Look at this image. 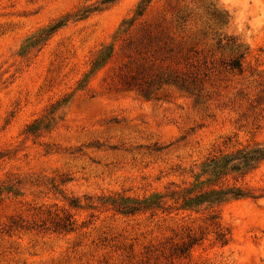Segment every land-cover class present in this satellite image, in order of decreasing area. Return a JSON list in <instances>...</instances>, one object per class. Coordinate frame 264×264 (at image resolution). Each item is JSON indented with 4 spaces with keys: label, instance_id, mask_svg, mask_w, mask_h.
<instances>
[{
    "label": "rangeland",
    "instance_id": "obj_1",
    "mask_svg": "<svg viewBox=\"0 0 264 264\" xmlns=\"http://www.w3.org/2000/svg\"><path fill=\"white\" fill-rule=\"evenodd\" d=\"M254 144L264 0H0V264H264V161L237 182L254 198L215 210L225 245L208 211L103 203L162 194L208 156ZM54 211L70 232L51 231Z\"/></svg>",
    "mask_w": 264,
    "mask_h": 264
},
{
    "label": "trees",
    "instance_id": "obj_2",
    "mask_svg": "<svg viewBox=\"0 0 264 264\" xmlns=\"http://www.w3.org/2000/svg\"><path fill=\"white\" fill-rule=\"evenodd\" d=\"M63 25L62 21L48 26L40 31L32 44L45 41L54 31ZM31 43V41H30ZM29 43V44H30ZM25 49V48H24ZM230 69H240L239 59H233L229 63ZM264 161V147L244 145L230 151H218L205 158L197 167L196 171H190V180L180 184L170 183L162 194H152L140 200L123 195H113L105 198L103 203L108 205L112 211L120 215H134L139 212L157 211L162 212L171 209L167 202L175 207L176 211L202 213L210 212L207 216L208 226L212 229L215 240L220 245L228 241V233L222 229L215 211L220 205L243 198H254V195L237 182L242 181L245 176L254 171ZM229 181H232L230 184ZM75 205H71L76 207ZM51 216V231L55 233L70 232L73 222L68 214L61 215L54 211ZM199 235H187L186 241L171 246V257L187 256L192 246L198 244L203 238Z\"/></svg>",
    "mask_w": 264,
    "mask_h": 264
}]
</instances>
